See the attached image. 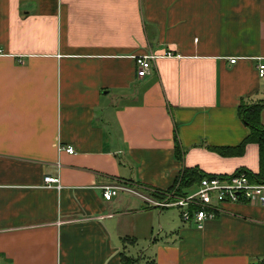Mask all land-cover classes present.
I'll list each match as a JSON object with an SVG mask.
<instances>
[{
	"label": "crops",
	"instance_id": "crops-1",
	"mask_svg": "<svg viewBox=\"0 0 264 264\" xmlns=\"http://www.w3.org/2000/svg\"><path fill=\"white\" fill-rule=\"evenodd\" d=\"M259 64L264 0H0V264L262 260L264 207L223 206L200 229L152 195L184 169L258 173L257 145L212 149L248 136ZM106 186L125 190L106 201Z\"/></svg>",
	"mask_w": 264,
	"mask_h": 264
},
{
	"label": "built area",
	"instance_id": "built-area-1",
	"mask_svg": "<svg viewBox=\"0 0 264 264\" xmlns=\"http://www.w3.org/2000/svg\"><path fill=\"white\" fill-rule=\"evenodd\" d=\"M166 57L173 56L167 52ZM159 56L149 55L139 57L136 61L137 75L145 78L154 67V62ZM235 64L236 60H231ZM258 73L264 78V64L258 65ZM69 154H74L72 148H61ZM45 185L53 187L60 185L59 179L46 177ZM125 190L121 187L106 186L102 188V194L106 201H111L118 195V191ZM127 190V189H126ZM166 201L155 202L159 208H177L182 210V220L185 223H194L197 228H203L208 220H215L224 212L223 206L231 204H251L264 207V183L253 182L245 172H236L231 175H211L205 177L193 186L184 196L167 198Z\"/></svg>",
	"mask_w": 264,
	"mask_h": 264
},
{
	"label": "trees",
	"instance_id": "trees-1",
	"mask_svg": "<svg viewBox=\"0 0 264 264\" xmlns=\"http://www.w3.org/2000/svg\"><path fill=\"white\" fill-rule=\"evenodd\" d=\"M264 114V101L245 104L242 103L239 107V115L243 123L249 129L248 136L243 140V142L234 148H213L218 154L225 157H235L242 156L246 151V147L249 144H255L259 148V171L258 173H253L249 170H239L238 172H245L253 182L264 183V125L262 122V116ZM176 155L181 159V147L178 144L176 146ZM236 173V172H235ZM211 175L205 174L199 168L184 169L180 172L177 177L176 184L174 188L168 194H174L175 196H184L187 194L188 189L195 186L205 177ZM153 197L159 200L164 199L165 196L159 195L157 193H152ZM123 264H142L138 259H132L129 257H124ZM146 264H156L155 262H149ZM254 264H264V258L259 260Z\"/></svg>",
	"mask_w": 264,
	"mask_h": 264
},
{
	"label": "rangeland",
	"instance_id": "rangeland-1",
	"mask_svg": "<svg viewBox=\"0 0 264 264\" xmlns=\"http://www.w3.org/2000/svg\"><path fill=\"white\" fill-rule=\"evenodd\" d=\"M172 195H175V193L174 194L172 193ZM166 200H168V199L167 198H164V199H161L160 201H166ZM151 203H153V202H151ZM170 211H173L174 213H178V214L180 213L178 209H174V208L173 209H170Z\"/></svg>",
	"mask_w": 264,
	"mask_h": 264
}]
</instances>
